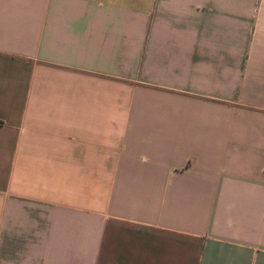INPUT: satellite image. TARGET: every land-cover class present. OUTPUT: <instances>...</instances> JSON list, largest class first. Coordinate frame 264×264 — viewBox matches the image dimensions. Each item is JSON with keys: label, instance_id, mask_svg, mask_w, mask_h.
Listing matches in <instances>:
<instances>
[{"label": "crops", "instance_id": "1", "mask_svg": "<svg viewBox=\"0 0 264 264\" xmlns=\"http://www.w3.org/2000/svg\"><path fill=\"white\" fill-rule=\"evenodd\" d=\"M0 264H264V0H0Z\"/></svg>", "mask_w": 264, "mask_h": 264}]
</instances>
